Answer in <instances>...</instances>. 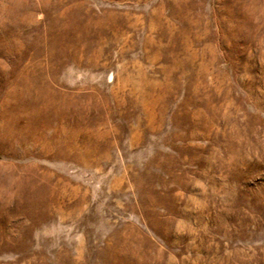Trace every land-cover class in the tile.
Returning <instances> with one entry per match:
<instances>
[{
	"label": "rangeland",
	"instance_id": "rangeland-1",
	"mask_svg": "<svg viewBox=\"0 0 264 264\" xmlns=\"http://www.w3.org/2000/svg\"><path fill=\"white\" fill-rule=\"evenodd\" d=\"M0 264H264V0H0Z\"/></svg>",
	"mask_w": 264,
	"mask_h": 264
}]
</instances>
